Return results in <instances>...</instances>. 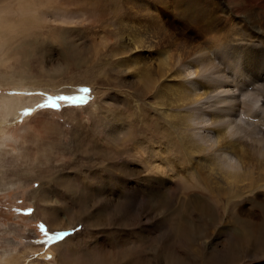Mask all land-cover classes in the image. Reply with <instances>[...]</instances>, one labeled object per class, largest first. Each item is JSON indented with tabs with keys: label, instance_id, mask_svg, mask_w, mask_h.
I'll return each mask as SVG.
<instances>
[{
	"label": "rangeland",
	"instance_id": "obj_1",
	"mask_svg": "<svg viewBox=\"0 0 264 264\" xmlns=\"http://www.w3.org/2000/svg\"><path fill=\"white\" fill-rule=\"evenodd\" d=\"M181 1H151L153 13L179 43L202 46L238 27V0H221L224 12L218 7L216 12L217 0H205L209 11L194 13L193 22L183 18ZM127 4L0 0V29L7 34L0 38V264H264V236L255 238L253 247L237 240L245 214L259 215L264 189L263 195L244 196V212L239 206L211 208L217 221L183 205L186 191L198 188L173 132L153 107L155 91L112 62L126 63L131 56H111L119 52L120 34H127L132 12ZM144 10L134 9L136 19ZM202 52L207 59L196 68L191 59L181 64L184 84L194 92L211 75H222L225 83H212L210 96H218L211 109L204 110L208 105L200 100L189 105L196 137L205 135L209 144L214 134L207 129L208 112L235 98L236 113L225 108L218 121L228 123L230 134L242 132L233 127L239 124L264 138V89L252 84L254 76L242 65L239 69L233 52ZM136 55L156 65L152 55ZM218 66L221 74H207ZM83 88L90 91H79ZM60 95L84 100L71 107L63 102L58 108L37 107ZM28 109L32 114L23 116ZM114 125L122 141L113 143L106 133ZM154 161L163 162L161 173L151 168ZM157 194L176 204L161 210L160 199H153ZM41 223L50 233L72 235L55 245L37 244L44 239Z\"/></svg>",
	"mask_w": 264,
	"mask_h": 264
},
{
	"label": "bare ground",
	"instance_id": "obj_2",
	"mask_svg": "<svg viewBox=\"0 0 264 264\" xmlns=\"http://www.w3.org/2000/svg\"><path fill=\"white\" fill-rule=\"evenodd\" d=\"M151 1L155 0H127L132 10V12H129V20L127 21V34H120L122 40V44L119 45L120 53H111V56L115 58L116 55L120 56L127 52H129L131 56L128 57V59L126 58V63L124 60L121 63L116 60H112V62L114 61L117 67H126L128 69L127 73H130L132 77L135 76L138 81L145 86H151L153 89L152 94H154L155 91L154 101H156V103L153 104V107L159 111V117L166 122L168 128L173 132L172 134L175 140L179 143L180 152L183 153V158L184 160L186 159L188 163L187 168L191 170L190 173L198 188L194 191L191 190V192L189 190L186 191L188 198L183 205L188 208H193L194 210L192 211H196V213L198 212L201 215H206L208 213L210 219L213 221L216 219L212 215L213 210L211 208H215V206L216 208H221L222 205L224 209H229V206H239L238 208L244 212L245 208L243 207L246 201L243 200V198H246L244 196L254 194L255 192L256 194L262 192L263 195V191L260 190L264 189V138L259 135L255 136L254 133H250L247 128L242 130L243 127L239 124H235L233 127L242 132L235 131L232 132V134H230V132L228 133V128L226 127L228 123L225 124V120L222 122L220 121L222 117H225L223 112L225 108L231 109L236 113L235 107L238 109L240 101H236L235 98H233L232 101L226 105L227 107L218 109L217 112H208L209 120L212 121H210V125H208L209 128L207 129H209V131L212 130L214 134L213 137H210V139L212 138L211 141L210 139L208 140L209 144H206L205 135H200V139H198L195 135L197 131H194L191 122V118L193 119V117L189 109L199 100L200 102L205 101L202 103L203 105H208V107L204 106V110L206 108L211 109L210 107L215 106L213 97L218 96V92L210 96L214 88L211 85L215 82L220 84L216 86L224 87L223 83L225 82L220 80L222 79V75L212 76L211 74L214 72L221 74L224 69L220 66L213 67V69L207 73L211 75L206 78L209 85L199 83L198 89L196 88L195 91L192 92L191 88L184 84L187 78H185L186 76L183 75V71H181V64L184 63V60L191 59L190 62L192 63V67L196 68L202 61L207 59H205L204 52H202L203 50L212 48L221 49L223 52L229 50L233 52L234 56L239 60V69L242 65L246 72L254 76L255 79H253V77L251 78L253 81L252 84L259 85L261 89H264V83H262L264 82V0H238V27L232 32L234 36L230 34L229 36L220 37L217 35L219 37H216L215 35L213 36L214 38H209V40L204 42L202 46L186 45L182 42L179 43L175 39V32H170L167 25L165 27L159 20V17L153 13V4ZM249 1L253 3L255 1V4L249 6ZM205 2V0H182L183 18L185 20L188 19L187 21L189 22L198 21L194 13H198L199 11L204 15L209 11V5L207 4L209 2L206 4ZM215 5L216 12H218L217 7L219 8V12H224L226 9L221 0H217ZM139 6L145 8L141 13V18L138 17L140 20L136 19L137 13L134 11V9L139 8ZM118 19L123 20L120 18ZM232 40L235 41L231 42ZM137 53L152 55V60L156 65L153 64L152 61L151 63H149V60V62L146 61L145 57V60L141 61V56H138V58L136 55ZM190 56L193 57L190 58ZM116 59L119 61L122 60L120 57H116ZM194 74L195 77L198 78L201 75L198 70H195ZM248 82L249 81H246L244 85H247ZM249 84L251 85V83ZM262 102L264 103V99ZM189 105L191 106L189 107ZM113 117H116L115 121H119V116L114 115ZM121 119L122 117H120V120ZM216 124L220 128H218ZM103 125L105 126V121ZM204 129L206 128L204 127ZM119 133L120 132L117 131V125H114L110 126L106 136L111 138L110 141L112 142L118 140L122 141L119 137ZM202 136L203 139H201ZM248 138L249 142L247 140ZM202 140L205 141L202 142ZM152 164L153 166L151 165V168L157 173H161L163 162L159 164L154 161ZM166 188L167 187H165V189ZM162 192L164 191L162 190ZM153 199H160L157 205L161 210H167L172 208L171 205L173 206L176 204L172 203L174 199L168 201L160 194H157ZM210 202L212 203L210 204ZM262 203L263 206H261V210L258 211L256 209L260 217L255 214L249 215L246 213L244 218L246 220L240 222L242 227L248 228L244 229L241 226L238 228L240 234H237L239 236H237V240L239 239V242L242 243L243 246L247 244L253 247L254 242H257L255 238L259 239V236H264V200H262ZM229 214H231L232 219L236 218L232 212H228V215ZM236 220L238 221V219ZM246 224L248 225L246 226ZM237 225L239 226V224ZM232 251L235 252V250Z\"/></svg>",
	"mask_w": 264,
	"mask_h": 264
},
{
	"label": "snow or ice",
	"instance_id": "obj_3",
	"mask_svg": "<svg viewBox=\"0 0 264 264\" xmlns=\"http://www.w3.org/2000/svg\"><path fill=\"white\" fill-rule=\"evenodd\" d=\"M0 38H7V34L3 31V29H0ZM79 91L88 93L90 90L88 88L80 89ZM18 93H13V95H16ZM31 94V93H30ZM39 95H44L43 93H39ZM84 100L83 96H70V95H60L56 97H47L45 103L39 104L37 107L39 109H47V108H58V105L60 102H63L65 105L71 107V106H77L78 104L82 103ZM31 109L25 110L23 112V116H29L32 114ZM31 215V210H29V213ZM39 230L41 234L43 235V240H37L35 243L40 245H55L59 242L65 241L66 237H69L70 233L68 232H56V233H50L49 230L46 228V226L41 223L38 225ZM51 258V257H50Z\"/></svg>",
	"mask_w": 264,
	"mask_h": 264
}]
</instances>
